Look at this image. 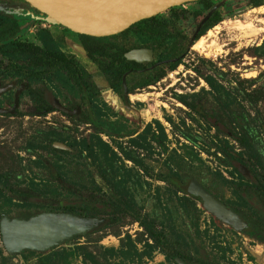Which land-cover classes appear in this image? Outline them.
<instances>
[{
    "label": "rangeland",
    "instance_id": "rangeland-1",
    "mask_svg": "<svg viewBox=\"0 0 264 264\" xmlns=\"http://www.w3.org/2000/svg\"><path fill=\"white\" fill-rule=\"evenodd\" d=\"M208 2L209 8L194 0L158 13L186 37L171 70L153 37L126 30L98 38L153 49L144 68L126 75L129 92L119 97L81 51L78 33L24 0H0V23L7 15L20 24L0 43V81L12 86L0 101L24 84L15 112L0 114V217L72 205V213L104 218L44 250L7 251L0 238V264H177L178 255L188 264H264V218L252 217L241 198L246 188L264 190V0ZM213 11L219 20L193 39ZM21 42L70 55L83 73V92L64 70L35 72ZM147 73L156 80L145 84ZM68 90L88 122L57 108L47 112L37 98L45 93L47 103L62 106ZM235 160L253 170L249 176L236 171ZM188 180L249 227L235 229L206 210L179 188Z\"/></svg>",
    "mask_w": 264,
    "mask_h": 264
},
{
    "label": "water",
    "instance_id": "water-1",
    "mask_svg": "<svg viewBox=\"0 0 264 264\" xmlns=\"http://www.w3.org/2000/svg\"><path fill=\"white\" fill-rule=\"evenodd\" d=\"M45 18L78 34L104 37L121 32L141 19L153 16L175 5L194 0H24ZM211 12V11H210ZM209 14V13H208ZM202 20V24L209 15ZM124 57L135 61L148 60L151 50L145 47L131 48ZM175 58L165 59L174 60ZM17 104V96L9 109L0 112L11 113ZM52 145L66 149L61 142ZM242 172L245 167L237 164ZM192 193L198 197L206 210L235 229H244L246 223L231 208L215 198L201 184L194 183ZM104 218L78 215L63 210H46L28 217H0V238L7 251L19 252L26 249L44 250L62 244L73 236L97 228ZM177 264H188L175 256Z\"/></svg>",
    "mask_w": 264,
    "mask_h": 264
},
{
    "label": "trees",
    "instance_id": "trees-1",
    "mask_svg": "<svg viewBox=\"0 0 264 264\" xmlns=\"http://www.w3.org/2000/svg\"><path fill=\"white\" fill-rule=\"evenodd\" d=\"M249 1L252 6L259 5L261 3V0ZM198 2L203 3L205 5V8L210 7L208 0H198ZM171 9L172 8L170 7V10ZM33 10L39 13L36 9L33 8ZM4 16L8 17V19L7 21L0 23V43L13 37L20 30V24L17 21H15L10 16L3 15V17ZM171 17L172 19L178 18L175 12L171 15ZM218 20V13L216 11H213L193 34V39H196L198 36H200L206 27ZM126 30H131L139 34L153 37L156 40L157 47H165L166 49V52L163 55L162 59L177 58L185 49L186 37L181 33L175 32L174 26H170L169 21L160 17L158 14L136 21L125 28L123 31ZM79 36L80 44L84 49L86 56L92 62L96 63L101 70L109 74V76L112 77L114 82L117 84L123 71H125L128 67H137L140 65L135 61L125 59L123 56V51L125 49L119 44L106 43L96 37L87 35L80 34ZM169 39L170 41H168ZM19 46L22 51L27 53L29 63L35 70V72H38L40 65L44 63L49 69L66 68L69 72L72 71V73L73 71H77L76 64L73 62V60H71V57L57 51L56 49L46 48L44 56L42 54L41 48L37 45L29 42H22L19 43ZM176 63L177 59L168 60L164 62V66L166 67V69L171 70L174 68ZM74 116H76L78 120L83 122H87V120H89V114L85 112H80L78 114H75ZM111 132L119 133L121 132V130L113 127ZM194 183L196 182L188 180L185 183V187L180 186L179 188L186 193L193 195L192 186ZM30 195V193H28L27 195H25L24 193V198ZM75 209L76 208L72 205H62L63 211L71 212ZM29 215L30 214L24 217L26 218ZM178 257L185 261L181 256L178 255Z\"/></svg>",
    "mask_w": 264,
    "mask_h": 264
},
{
    "label": "flooded vegetation",
    "instance_id": "flooded-vegetation-1",
    "mask_svg": "<svg viewBox=\"0 0 264 264\" xmlns=\"http://www.w3.org/2000/svg\"><path fill=\"white\" fill-rule=\"evenodd\" d=\"M33 9V8H32ZM3 16V15H2ZM123 31V30H122ZM76 33V32H75ZM80 35V34H79ZM110 36V35H109ZM96 38H99V37H96ZM104 42V41H103ZM22 43V42H21ZM79 43H80V36H79ZM106 43H108V42H106ZM111 44H113V43H111ZM121 46V45H120ZM80 49H81V51L82 52H84V55L86 56V54H85V51H84V49L82 48V46H81V44H80ZM122 47V46H121ZM41 48V47H40ZM124 48V47H123ZM131 48H134V47H131ZM136 48V47H135ZM148 48V47H147ZM45 47H43V48H41V50H42V54L45 56ZM125 50L123 51V56H124V52H126L127 50H129V49H127V48H124ZM150 50H151V55L153 54V51H152V49L151 48H149ZM57 51H59V52H61V53H63V54H65V55H68L67 53H64L62 50H57ZM24 52V51H23ZM68 56H70V55H68ZM71 57V56H70ZM87 57V56H86ZM88 58V57H87ZM125 58V57H124ZM89 59V58H88ZM125 59H127V58H125ZM150 59H151V57H150ZM150 59H148V60H142V61H135V60H132V59H127V60H132V61H135V62H137V63H139L140 65L139 66H135V67H128L125 71H123L122 72V74H121V76H120V78H119V82H118V84L117 83H115L114 82V80H113V78L112 77H110L109 76V74H107V78H106V83H107V85L109 86V88L110 89H112V90H114L115 91V93L119 96V97H122V95H123V93H127V92H129V90H128V87H127V82H126V75L127 74H130L131 72H135V71H140L141 69L140 68H144V66L142 67V65H141V63L143 62V61H149ZM71 60H73L72 59V57H71ZM90 60V59H89ZM91 61V60H90ZM74 62V61H73ZM96 64V63H95ZM97 65V64H96ZM98 66V65H97ZM77 67V66H76ZM99 67V66H98ZM44 70H49V68L47 67V65L44 63V64H42V65H40V68H39V70H38V72H43ZM55 70H64V72L66 73V75L69 77V82L71 83V86H74L75 87V89L76 90H78L79 91V93H81L80 92V90H82V92H83V90L85 89V87L83 86V84H84V80H83V73H82V71H79V70H77V71H73V73H72V71L71 72H69L66 68L65 69H61V68H58V69H55ZM41 75H42V73H40ZM152 75H151V73L149 74V73H147L146 75H145V78H146V82H145V84H150V82H154L155 80H156V77H151ZM152 79H154V80H152ZM134 80V79H133ZM136 80V79H135ZM12 83H13V81H12ZM11 82H6V83H3L2 81H0V93H3V92H5V91H7V90H9L11 87ZM24 87V84L23 83H19L18 85H17V87H15V89L12 91V93H11V95H6V94H4L5 96L4 97H1V101H0V109H9V108H11L12 107V105H13V102H14V96H15V94H16V96H17V104H16V106L13 108V111L11 112V113H3V112H0V114H7V115H12V113H14L15 112V110H16V108H17V106H18V101H19V94H20V92H21V90H22V88ZM66 87H68V86H66ZM73 89V88H72ZM67 94H68V97L65 99V100H63V101H61L60 102V104L62 105V106H60V105H56V103H57V101H52L51 103L49 102V103H47L46 102V100H45V93H37V98L43 103L42 104V107H43V110H45V111H51V110H53V109H55V108H57L58 110H60V111H62L63 113H66V115H69L70 117H73L74 119H76V120H78V118L76 117V116H74L75 114H78V113H80V112H84L83 111V109L80 107V105H79V103L76 101V98L75 97H71L70 96V94H71V90H68V92H67ZM40 102V103H41ZM45 102H46V104H45ZM63 109H65V110H63ZM71 112L70 114H67V112ZM86 113V112H85ZM89 120H90V115H89ZM89 120H87V122L89 121ZM78 121H80V120H78ZM81 122H83V121H81ZM84 123H86V122H84ZM237 164H242L244 167H245V173L244 172H242L241 170H239L238 169V167H237ZM233 165H234V167H235V169H236V171L238 172V173H240V174H242V175H244V176H249V174H250V172L249 171H253V170H251V169H248L243 163H241V162H239V161H237V160H235L234 162H233ZM251 189H252V187H251ZM251 189H249V188H246V190H244V197L242 196L241 198H243V199H245V201L247 202V203H249V205H250V208H251V216L252 217H254L255 215L256 216H259V215H261V217H263L264 218V190H262L261 191V194H255V193H253L252 191H251ZM255 192H257V191H255ZM258 197H261V199L260 198H258ZM258 205V206H257ZM233 210V209H232ZM236 212V211H235ZM237 214H239V213H237ZM239 216H240V218L242 219V220H244V222L246 223V228H248L249 227V222L247 221V219H244L240 214H239ZM252 236H255V234L254 233H250Z\"/></svg>",
    "mask_w": 264,
    "mask_h": 264
},
{
    "label": "bare ground",
    "instance_id": "bare-ground-1",
    "mask_svg": "<svg viewBox=\"0 0 264 264\" xmlns=\"http://www.w3.org/2000/svg\"><path fill=\"white\" fill-rule=\"evenodd\" d=\"M194 45H195V44H194ZM192 47H193V46H192ZM199 50H200V49H199ZM199 50H198V51H199ZM202 50H203V49H202Z\"/></svg>",
    "mask_w": 264,
    "mask_h": 264
}]
</instances>
